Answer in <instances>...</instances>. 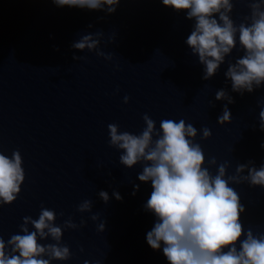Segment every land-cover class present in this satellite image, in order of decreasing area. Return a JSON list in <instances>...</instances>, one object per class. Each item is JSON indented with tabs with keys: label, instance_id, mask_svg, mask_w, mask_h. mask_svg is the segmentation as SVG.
Masks as SVG:
<instances>
[{
	"label": "water",
	"instance_id": "1",
	"mask_svg": "<svg viewBox=\"0 0 264 264\" xmlns=\"http://www.w3.org/2000/svg\"><path fill=\"white\" fill-rule=\"evenodd\" d=\"M248 16L247 0H233L234 24L250 23L244 20ZM193 24L186 10L176 12L161 0H120L111 14L107 6L88 10L58 7L52 0H0V153L11 157L18 150L24 170L16 200L0 206L5 243L24 234V217L38 219L47 208L56 213L54 226L69 218L78 225L62 228L60 244L69 248L70 258L50 264H168L163 245L153 250L146 243L156 218L143 207L152 191L150 181L138 179L143 162L131 168L120 163L122 150L110 145L108 124H117L118 134L139 135L145 114L157 130L162 120L183 119L197 129L191 139L213 176L224 163L225 179L241 164L259 169L264 84L243 95L232 91L224 74L229 62L244 55L238 34L216 74L203 80L204 65L185 43ZM85 35L98 41L96 46L73 48ZM220 89L234 103L216 100ZM225 105L230 122L219 124ZM205 127L211 135L202 139ZM211 158L216 164L208 163ZM247 174V168L240 173ZM134 185H139L135 195ZM230 186L245 207L240 216L245 232L264 234V188L247 181ZM102 190L107 202L99 196ZM84 200L91 201V210L80 212ZM27 228L35 231L31 222ZM38 243L57 242L38 236Z\"/></svg>",
	"mask_w": 264,
	"mask_h": 264
},
{
	"label": "clouds",
	"instance_id": "2",
	"mask_svg": "<svg viewBox=\"0 0 264 264\" xmlns=\"http://www.w3.org/2000/svg\"><path fill=\"white\" fill-rule=\"evenodd\" d=\"M247 2L250 16L244 20L250 23L242 22L237 26L230 18L233 0H161L163 6L176 12L186 10V19L194 21L185 43L191 54L198 56L199 63L204 65L203 80L216 74L225 57L236 47L238 34L244 55L235 63L229 62L224 75L230 79L232 91L241 95L252 93L264 84V0ZM52 3L58 7L88 10H104L107 6V12L111 14L120 0H52ZM97 42L91 35H85L72 47L91 50ZM97 55L104 56V53ZM225 98L234 103L224 89L215 93L216 100ZM127 102L125 96L124 103ZM230 116L225 105L217 123L230 122ZM142 119L146 127L139 135L128 131L118 134L119 126L114 123L107 127L110 145L122 150L120 163L131 168L143 162L138 179L151 182L152 191L143 207L156 220L146 233L147 245L153 250H160L163 245L162 253L168 264H264V234L254 235L251 229L245 232L240 221L245 207L240 203L239 193L230 186L247 181L250 186L264 188V163L259 169L238 165L236 174L226 179L227 163L220 164L213 176L202 167L205 156L200 145L191 139L197 135L192 124H186L183 119L178 122L165 119L157 130L155 121L147 114ZM259 121L260 130L264 131V108L259 112ZM201 132L202 139L211 135L206 127ZM260 147L264 149V143ZM22 163L18 150L13 151L11 157L0 153V206L16 200L24 180ZM208 163L216 164L215 158ZM246 168L248 174L240 175ZM138 188L139 185H134L133 195ZM99 196L104 202L108 201L106 191H100ZM113 196L122 199L118 192L114 191ZM77 210L90 211L91 201L84 200ZM55 218L54 210L41 208L38 219L23 218L20 230L24 234L12 235L7 243L0 237V264H50L52 260L69 259V248L60 244L62 228L76 229L78 225L69 218L63 226H54ZM91 218L95 220L97 216ZM29 222L35 231H29ZM83 225L82 220L79 227ZM103 227V224L99 226L100 229ZM38 236L40 239L50 236L57 243L42 245L38 243ZM45 255L47 259L43 258Z\"/></svg>",
	"mask_w": 264,
	"mask_h": 264
}]
</instances>
